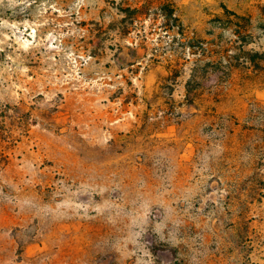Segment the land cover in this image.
Returning <instances> with one entry per match:
<instances>
[{
  "label": "rangeland",
  "instance_id": "1",
  "mask_svg": "<svg viewBox=\"0 0 264 264\" xmlns=\"http://www.w3.org/2000/svg\"><path fill=\"white\" fill-rule=\"evenodd\" d=\"M0 264H264V0H0Z\"/></svg>",
  "mask_w": 264,
  "mask_h": 264
}]
</instances>
